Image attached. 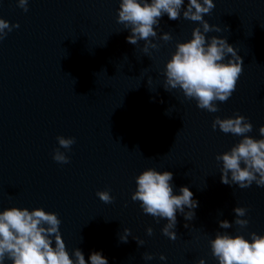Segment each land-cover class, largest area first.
Here are the masks:
<instances>
[{
  "label": "water",
  "instance_id": "obj_1",
  "mask_svg": "<svg viewBox=\"0 0 264 264\" xmlns=\"http://www.w3.org/2000/svg\"><path fill=\"white\" fill-rule=\"evenodd\" d=\"M119 2L28 0L24 11L18 0H0V18L19 25L0 40V210L55 212L67 250L80 248L86 261L101 251L109 264H218L208 243L217 231L264 234V187L220 179L216 155L241 137L212 128L215 117L240 114L253 125L247 135L260 138L264 0H214L205 15L223 29L206 36L226 37L243 60L234 92L216 102L215 113L163 88L167 59L199 22L164 15L158 36L170 32L172 39H156L159 47L148 55L143 41L127 42L116 19ZM59 135L75 138L68 163L52 156ZM148 167L171 171L175 190L188 186L198 201L193 220L177 213L175 240L162 233L166 220L157 222L131 198L135 177ZM105 189L111 202L96 195ZM236 206L247 209L243 228L234 223ZM222 219L232 226L219 228ZM124 228L127 242L119 239ZM146 253L153 259L145 261Z\"/></svg>",
  "mask_w": 264,
  "mask_h": 264
},
{
  "label": "clouds",
  "instance_id": "obj_2",
  "mask_svg": "<svg viewBox=\"0 0 264 264\" xmlns=\"http://www.w3.org/2000/svg\"><path fill=\"white\" fill-rule=\"evenodd\" d=\"M18 6L28 10V0H18ZM215 7L214 0H120L117 23L129 33L128 43L137 45L143 41L142 51L150 55V49H157L156 39L165 42L172 39L170 32L158 36L160 19L167 15L170 20L181 16L193 22H199L192 29L191 38L177 41L175 51L167 59L162 70L165 91L178 90L185 99L195 100L198 108L210 113L219 111L217 101L224 102L232 95L242 72V57L226 37L221 35L206 36L210 32L221 33L220 25L210 24L205 15ZM13 27L9 21L0 18V40ZM7 30V31H6ZM168 114V111L167 113ZM239 136L241 139L233 146L216 155L220 168L221 183L241 189L250 187L253 182L264 187V125L259 127L260 138L247 135L252 131V123L243 115L221 118L215 117L212 128ZM60 147L52 154L58 163H68L65 154L75 143L74 137L59 135L56 137ZM63 148L65 151H61ZM136 188L132 200L138 201L145 214L159 220H166L162 233L172 240L177 237V213L184 220L195 217L198 201L188 186H180L178 191L173 183V173L169 170H157L148 167L135 177ZM96 195L103 202H111L110 191L98 190ZM234 223L241 228L249 221L245 217L247 209L236 206ZM61 220L55 212L43 207L11 206L0 210V264H109L101 251L90 252L86 261L80 248H66L59 226ZM219 228L229 229L232 222L227 219L218 221ZM184 227H188L185 223ZM147 234L153 229L148 227ZM130 230L123 229L119 234L122 242H127ZM143 245V240H138ZM213 257L218 264H264V234L249 233L248 237L237 232L217 231L208 241ZM143 259L150 261L151 254H144ZM160 260H166L161 254ZM197 264H206L201 258Z\"/></svg>",
  "mask_w": 264,
  "mask_h": 264
}]
</instances>
